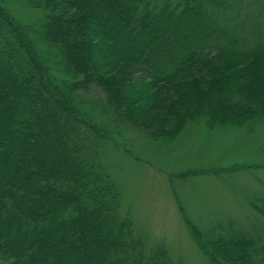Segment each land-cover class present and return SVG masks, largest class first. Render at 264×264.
Masks as SVG:
<instances>
[{"label":"trees","instance_id":"obj_1","mask_svg":"<svg viewBox=\"0 0 264 264\" xmlns=\"http://www.w3.org/2000/svg\"><path fill=\"white\" fill-rule=\"evenodd\" d=\"M259 6L233 28L231 0H0V264H182L136 235L106 156L122 127L173 141L263 121ZM187 225L212 264H264L251 236Z\"/></svg>","mask_w":264,"mask_h":264},{"label":"rangeland","instance_id":"obj_2","mask_svg":"<svg viewBox=\"0 0 264 264\" xmlns=\"http://www.w3.org/2000/svg\"><path fill=\"white\" fill-rule=\"evenodd\" d=\"M259 1L231 0L232 9L221 11L222 23L236 27L240 21L234 15L242 8L256 19ZM12 7L23 22L40 17L19 2ZM254 123L214 129L190 124L173 141L120 129L117 140L125 148L107 154L106 164L120 185L122 209L149 251L162 247L177 263L212 264L197 245L190 220L206 240L251 236L255 261H261L264 214L253 205H264V120Z\"/></svg>","mask_w":264,"mask_h":264}]
</instances>
